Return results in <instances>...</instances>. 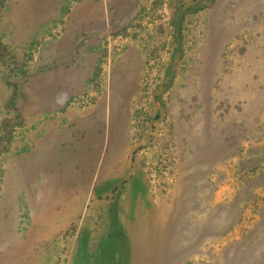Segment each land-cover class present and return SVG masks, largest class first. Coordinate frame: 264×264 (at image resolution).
Wrapping results in <instances>:
<instances>
[{
	"label": "rangeland",
	"instance_id": "obj_1",
	"mask_svg": "<svg viewBox=\"0 0 264 264\" xmlns=\"http://www.w3.org/2000/svg\"><path fill=\"white\" fill-rule=\"evenodd\" d=\"M0 264H264V0H0Z\"/></svg>",
	"mask_w": 264,
	"mask_h": 264
},
{
	"label": "bare ground",
	"instance_id": "obj_2",
	"mask_svg": "<svg viewBox=\"0 0 264 264\" xmlns=\"http://www.w3.org/2000/svg\"><path fill=\"white\" fill-rule=\"evenodd\" d=\"M154 84V83H153ZM163 84V83H162ZM158 87V86H157ZM150 91V90H149ZM150 93V92H149ZM156 94V93H155ZM153 96H155V95H153ZM139 99V98H138ZM166 146V145H165Z\"/></svg>",
	"mask_w": 264,
	"mask_h": 264
}]
</instances>
